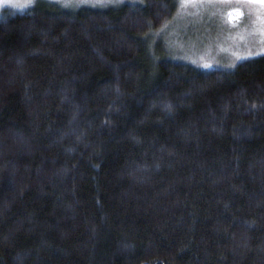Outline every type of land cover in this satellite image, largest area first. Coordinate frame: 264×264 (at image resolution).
I'll use <instances>...</instances> for the list:
<instances>
[{"label": "trees", "instance_id": "1", "mask_svg": "<svg viewBox=\"0 0 264 264\" xmlns=\"http://www.w3.org/2000/svg\"><path fill=\"white\" fill-rule=\"evenodd\" d=\"M177 0L0 18V264H264V53H152Z\"/></svg>", "mask_w": 264, "mask_h": 264}, {"label": "rangeland", "instance_id": "2", "mask_svg": "<svg viewBox=\"0 0 264 264\" xmlns=\"http://www.w3.org/2000/svg\"><path fill=\"white\" fill-rule=\"evenodd\" d=\"M122 1L125 0H0V18L44 3L76 9L118 5ZM176 5L173 18L150 35L151 52L157 57L180 60L203 69H229L264 53V7L249 0H177ZM234 9H240L243 14L230 18Z\"/></svg>", "mask_w": 264, "mask_h": 264}, {"label": "snow or ice", "instance_id": "3", "mask_svg": "<svg viewBox=\"0 0 264 264\" xmlns=\"http://www.w3.org/2000/svg\"><path fill=\"white\" fill-rule=\"evenodd\" d=\"M249 2L257 4L260 7H264V0H249ZM18 7L22 5H17ZM243 13L241 12L240 9H234L232 12H230V18H234V16H239L242 15Z\"/></svg>", "mask_w": 264, "mask_h": 264}]
</instances>
